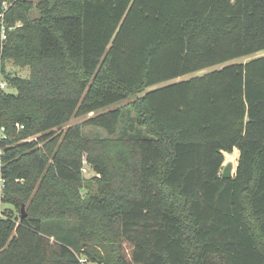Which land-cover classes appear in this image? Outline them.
<instances>
[{"label":"trees","instance_id":"trees-1","mask_svg":"<svg viewBox=\"0 0 264 264\" xmlns=\"http://www.w3.org/2000/svg\"><path fill=\"white\" fill-rule=\"evenodd\" d=\"M3 11L0 264H264V0Z\"/></svg>","mask_w":264,"mask_h":264},{"label":"rangeland","instance_id":"rangeland-1","mask_svg":"<svg viewBox=\"0 0 264 264\" xmlns=\"http://www.w3.org/2000/svg\"><path fill=\"white\" fill-rule=\"evenodd\" d=\"M37 14H38V11L36 9L33 8V9L30 10V15L32 17L33 16H37ZM261 55H264V50H260L258 52L253 53V54H250L248 56H244V58L234 59V60H232L230 62H241V61L247 60V58L261 56ZM217 67H219V66H217ZM212 68H216V67L206 68V69H203V70H200V71H197V72H194V73H191V74L182 76V77H180L178 79L188 78V77H190L192 75L202 74V73H204V72H206V71H208V70H210ZM6 69H7V71H19L22 74H24L26 72V68H22V67H19V66H15V65H13L11 63H7L6 64ZM2 79H5V78L0 74V81ZM164 83L156 84V85H153L151 87H147L145 89H142L140 91H137L136 93H134V94L130 95L129 97H127L126 99H124L122 102L114 103L111 106H109L108 108L109 109H112V108H115L117 106H122V105L126 107L128 101H132L136 96H139V95L143 94L146 90L151 89V88H155V87H157V86H159L161 84H164ZM4 89L6 91H9V92H14L15 91V89L13 87L8 86V84L5 86ZM92 114L93 113H89V114H86L84 116H73L68 122H66L63 125H61L60 128H61V130H65L68 126L73 125L75 123H79L82 120H84L86 117H88V116H90ZM83 130H84V134L85 135H88V136H94V135H96V132L99 133V135H97V136H102V134H104L103 129H100V128H96V130H95V129L91 128V127H85ZM142 130L145 133V130L143 128H142ZM29 139H31V138H29ZM237 155H238V151L236 149H234V151L232 153H230V154L226 153V155H225V161H224L223 164L231 161L233 163L232 173H234L235 167H236V164H237ZM82 173L86 177L92 176L94 174V172L90 168L85 167V166L82 168ZM3 205H5L6 207H11L9 204H6V203L3 204ZM14 213L16 215H18V211L17 210L16 211L14 210ZM122 247L125 248V251H128L129 250L128 249L129 247H128V245L126 243H124L122 245ZM90 264H96V263H90Z\"/></svg>","mask_w":264,"mask_h":264},{"label":"built area","instance_id":"built-area-1","mask_svg":"<svg viewBox=\"0 0 264 264\" xmlns=\"http://www.w3.org/2000/svg\"><path fill=\"white\" fill-rule=\"evenodd\" d=\"M8 6H9V3H7V2H3V9H4V10H6V9L8 8ZM3 13H4V11L0 13V17L3 16ZM0 39H1V41H3V40L5 39L4 25H3V24H1V29H0ZM6 85H7L6 80H5V79H2V80L0 81V89L5 88ZM17 126L22 127V125H18V124H17ZM4 137H5V136H4V134H3V128H0V140H1L2 138H4ZM0 151H1V150H0ZM80 261H81L82 264H86V263H85V258H81Z\"/></svg>","mask_w":264,"mask_h":264},{"label":"water","instance_id":"water-1","mask_svg":"<svg viewBox=\"0 0 264 264\" xmlns=\"http://www.w3.org/2000/svg\"><path fill=\"white\" fill-rule=\"evenodd\" d=\"M232 168H233V163L231 161L225 163L223 165V168H222V171H221V176L223 178L232 177V175H233L232 174ZM20 209H21V212H22L21 217H24L25 216V212H24V205L23 204L21 205Z\"/></svg>","mask_w":264,"mask_h":264},{"label":"crops","instance_id":"crops-1","mask_svg":"<svg viewBox=\"0 0 264 264\" xmlns=\"http://www.w3.org/2000/svg\"><path fill=\"white\" fill-rule=\"evenodd\" d=\"M237 150V149H236ZM224 165V164H223ZM233 174V173H232Z\"/></svg>","mask_w":264,"mask_h":264}]
</instances>
